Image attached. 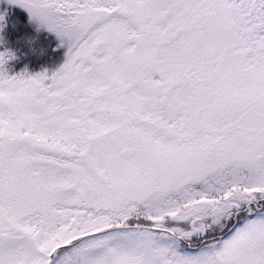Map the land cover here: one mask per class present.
I'll return each mask as SVG.
<instances>
[{
    "label": "snow or ice",
    "instance_id": "1",
    "mask_svg": "<svg viewBox=\"0 0 264 264\" xmlns=\"http://www.w3.org/2000/svg\"><path fill=\"white\" fill-rule=\"evenodd\" d=\"M7 3L64 59L0 51V264H264V0Z\"/></svg>",
    "mask_w": 264,
    "mask_h": 264
},
{
    "label": "trees",
    "instance_id": "2",
    "mask_svg": "<svg viewBox=\"0 0 264 264\" xmlns=\"http://www.w3.org/2000/svg\"><path fill=\"white\" fill-rule=\"evenodd\" d=\"M0 12L6 13L4 28L0 31L3 41L0 51L9 48L15 54L7 66L10 74L24 70L30 73L53 71L63 62L64 49L56 48L55 36L43 29L37 30L29 21L27 11L0 0ZM17 21L23 23L18 25Z\"/></svg>",
    "mask_w": 264,
    "mask_h": 264
},
{
    "label": "rangeland",
    "instance_id": "3",
    "mask_svg": "<svg viewBox=\"0 0 264 264\" xmlns=\"http://www.w3.org/2000/svg\"><path fill=\"white\" fill-rule=\"evenodd\" d=\"M17 6V5H16ZM26 11V10H25ZM46 31V30H45ZM47 32V31H46Z\"/></svg>",
    "mask_w": 264,
    "mask_h": 264
}]
</instances>
